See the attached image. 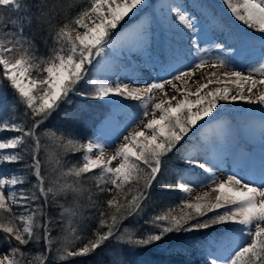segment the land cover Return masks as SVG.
<instances>
[{
    "label": "snow or ice",
    "instance_id": "obj_1",
    "mask_svg": "<svg viewBox=\"0 0 264 264\" xmlns=\"http://www.w3.org/2000/svg\"><path fill=\"white\" fill-rule=\"evenodd\" d=\"M147 2L85 0L87 6H81L74 17H65L64 22L58 23L59 11L46 5L44 0H39L35 14L25 0H0V6H11L17 13L11 19L0 16V87L6 80L14 95L10 105L12 114L0 119V133H16L12 137H0V167L23 162L24 169L34 177V182L29 183L26 173L10 174L8 178L0 176V243L9 247L7 254L0 255V264H49V257L54 264H69L70 258L88 257L110 243L119 246L112 251L111 264H127L123 246H159L172 234H202L221 227L227 231L202 242L205 264H264V166L258 174L234 173L216 183L215 167L219 161L207 155L216 149L206 145L205 158L200 159L195 151L186 150L182 159L189 173L196 174L199 170L205 174L200 182L202 186H209L205 181L215 185L211 188L217 193L214 198L206 192L196 195L195 200L187 199L193 188L183 175L174 182L158 180L169 154L183 146L182 142L188 144L190 133L197 137L208 126L207 118L217 112L221 102L241 101L264 106V91L254 93L259 86H264V0L239 3L223 0L238 21L261 34L262 54L257 66L248 75L231 69L224 71L221 77L208 78L195 91L187 87L185 77L194 76L196 69L205 66L228 68L229 65L219 57L215 62L203 58L201 53L211 49L200 47V41L190 37L188 42L196 46L200 61L191 72L177 70L172 80L149 81L143 88L130 87L122 80L113 79L110 69L106 68L109 51L115 48L113 32ZM162 7L174 13L172 19L179 22L186 34L197 33L196 20L183 10L182 4L166 3ZM34 19L47 27L52 41L51 55L39 58L41 64H46L42 70L35 63L34 39L25 36V27H30ZM230 38L238 44L245 43L242 36ZM215 47L224 46L215 43ZM90 67L95 68L94 78ZM33 71L46 75L33 80ZM216 75L211 73V77ZM256 75L262 78L258 80ZM173 81L185 87H178ZM214 83L235 85L238 90L225 86L205 91ZM166 85H171L174 94L168 100L155 102L157 91L168 96ZM73 96L85 103L107 100L113 106L120 104L117 97L137 101L139 115L146 123L138 117L134 121L138 130L119 137L118 146L100 136L81 142L71 130L60 135L42 130L52 114L62 105L70 104ZM4 99L0 95V103ZM21 107L23 111L17 115ZM80 111L83 109L68 112V119H78ZM42 136L57 143L60 151L55 157L42 144ZM108 147L113 149L111 156L105 154ZM77 153L81 154L79 160L65 162V157ZM88 181L94 182L95 193L93 187L87 186ZM26 184L29 186L24 187ZM157 184L162 189L178 190L185 198L175 207L169 205L166 210L148 213L153 207ZM84 194L89 207L98 213L88 218L96 220V227L88 235L83 234L87 229L81 223L79 204ZM101 196L108 198L100 199ZM53 206L63 209L58 212L59 219L49 214ZM128 221L135 223L126 224ZM41 242L43 252L23 250L29 244L39 246Z\"/></svg>",
    "mask_w": 264,
    "mask_h": 264
},
{
    "label": "bare ground",
    "instance_id": "obj_2",
    "mask_svg": "<svg viewBox=\"0 0 264 264\" xmlns=\"http://www.w3.org/2000/svg\"><path fill=\"white\" fill-rule=\"evenodd\" d=\"M166 3L173 5L177 3L185 4V1L157 0V10L151 13L150 18H142L138 21V27L133 35L132 40L125 45L115 46L113 50L109 51L106 68L110 69L113 79L122 80L124 83L129 84L130 87L143 88L149 82V78L144 76L149 75V77H151L150 75H153L148 71H154L155 69H158L157 65L159 63L164 65L167 61L172 59L176 61V64H174V66L171 68V72L164 74L161 80L171 79L173 75L178 74L177 70L189 72L192 71L193 63H191V66H189L190 63L188 65H183L182 56L180 55V53L187 52V50H190L191 48V46H188L185 43L189 41V36L182 33V30L178 28V23L172 22L174 21L172 19L174 13H170L167 8L162 7V5ZM221 4L222 0H214L211 2V7L213 9H217L219 15H229L231 11L225 10ZM192 5L193 8H196L194 2L188 1V6L192 7ZM139 7L140 10H145L144 6ZM134 12H136V10H134ZM198 12L199 18L205 17L206 14H204L201 10ZM151 21L156 23L155 26L154 24H151ZM235 21L236 20L234 19L231 20V22L234 23ZM114 41L116 42L115 38ZM133 64H135V66H133ZM140 67L146 69L143 71L140 70L143 74L138 72ZM234 68L239 71L243 70L240 66H235ZM44 75H46V73L41 72V79L44 78ZM94 75L96 76V71L94 72ZM217 77H219V75ZM193 78L195 79L194 81L191 80ZM197 79L198 74H196V72L194 76L185 77V80L191 82L187 84V87L191 91L196 88L198 81H202L201 77L199 80ZM207 80L208 78L203 79L204 83H207ZM173 82L176 83L178 87H185V85L178 81ZM225 86L231 87L234 90H238L233 87V85L214 83L209 85L208 89L205 91H211L215 88H222ZM261 87L262 86H259L258 90H254V93L258 94V91H261ZM165 91L168 92V96H165L161 91L154 93L155 100L156 98L158 99V102L160 100H168L169 97L174 94L171 91V85H166ZM116 99L120 101L119 106H113L107 100L102 101H104L107 106L112 108V111L115 113V117L117 118L118 124H122L123 120L126 119L127 116L125 110L127 108L138 107L140 114L141 110L139 108V102L125 100L119 97ZM190 99L196 98L190 97ZM239 102L240 101L221 102L217 112H215L212 117L207 118L210 121L208 126L201 129V133L204 137L201 142L202 144H197L198 148L196 153L198 158L203 159L206 155V145H212L215 147V153H207V155L214 156V158L219 161L218 165L215 167L216 176L218 177L216 183H219L221 179L226 178L227 175L234 173H239L245 176H247L249 173L258 174L261 167L264 166V138H262V136H264V111L261 110V108L264 106L249 105L246 102L245 105H241ZM193 110L195 111L197 109ZM148 118H151V109L149 110ZM139 119L146 123V120H144L142 115H140ZM135 120L133 119L131 125H128V127L135 125L136 127L132 128L133 130L128 129V127L126 129V126L124 125L122 128H117L114 126L105 127L102 130L100 137L114 141L118 146L120 142L119 137L128 135L131 131L138 130L137 125L134 123ZM235 122L238 123L233 124ZM200 123L203 124V121ZM197 127L200 128V124H198ZM112 153L113 149L111 147L106 148V156H111ZM204 175L205 174L199 172V170H197L196 174L189 173V176L193 177L190 181V186L193 188V192L190 196H188L189 199L195 200L196 195H203L206 192L209 193L210 198H214L217 195V193L211 191V188L215 185L211 184L210 181H205V183L209 184L208 187L201 185L200 182L204 180Z\"/></svg>",
    "mask_w": 264,
    "mask_h": 264
},
{
    "label": "trees",
    "instance_id": "obj_3",
    "mask_svg": "<svg viewBox=\"0 0 264 264\" xmlns=\"http://www.w3.org/2000/svg\"><path fill=\"white\" fill-rule=\"evenodd\" d=\"M25 3L31 7L32 14L37 12L36 6L39 3V0H25ZM44 3L49 7H55L59 11L60 14L56 18V22L58 23L64 22L65 17H74L80 10L81 6H87L85 0H44ZM0 16H3L5 19H11L16 17L17 13L11 8V6H0ZM25 36L34 39L35 47L37 49L34 55L37 57V62H40V57L47 58L51 55L50 49L52 41L49 36V30L46 26L38 24L34 19L30 27H25ZM0 95H4L6 97L3 103H0V119H5L10 117L12 114L10 111V105L14 99L13 91L6 80H4L2 87H0ZM71 100L72 102L70 104L62 105L58 111L52 114L43 126L42 130L56 131L57 135L71 130L81 142H86L88 136L92 132V128H94L102 115L95 119H89L92 115L96 114V109L98 107L89 101L85 103L83 99L77 96H73ZM80 109H83V111H80L79 118L70 121L67 113L70 111H78ZM22 111L23 108H19L17 110V115H19ZM42 144L47 146L48 152H50L53 157H55V155H57L60 151L54 139L42 136ZM182 145L183 146H178L173 153L169 154V158L166 160L165 167L163 168L162 177H158V180H160L161 183L165 181L174 182L176 178L181 176L183 166L182 156L185 154L188 144H184L182 142ZM43 154L44 150L42 149V157ZM80 156V153L75 155L70 154L65 157V162L77 161L80 159ZM47 167L48 166L46 165L44 169L45 175H47ZM10 168L13 174L26 173V179L29 180V183L34 182V177H31L28 170L24 169L23 162L19 164H12ZM65 170L67 169L65 168ZM93 185V181L87 182V186L93 187V192L95 193ZM28 186L29 185L26 184L24 187ZM94 198L96 197L94 196ZM99 198L106 199L108 197L101 196ZM181 202L178 190L162 189L160 184H157L153 193V207L148 209V213L166 210L167 206L171 205L175 207ZM79 204L81 208V216L83 217L81 223H83L87 229L83 234L88 235L91 230L96 227V220L88 218L94 215L98 216V213L95 209L89 207L87 194L80 197ZM15 211L19 212L21 210L15 209ZM61 211H63V209H58L53 206L49 209V214L59 219L58 212ZM133 223L135 222H126V224ZM226 231V228L221 227L202 234H172L171 238L166 242L168 244V248L162 246L164 244L163 243L159 246L153 245L147 248H131L123 246L121 250L127 264H201L204 256V246L202 242L206 241L208 238L218 237ZM55 234L56 233H54V235ZM0 239H2V237H0ZM111 245L108 244V246ZM0 247L9 250L7 244L0 243ZM23 250H30L33 253L43 252L44 244L43 242H41L39 246L29 244L27 248ZM100 257H103V253L100 254ZM134 257L136 258L134 259ZM101 264L105 263L101 262Z\"/></svg>",
    "mask_w": 264,
    "mask_h": 264
},
{
    "label": "rangeland",
    "instance_id": "obj_4",
    "mask_svg": "<svg viewBox=\"0 0 264 264\" xmlns=\"http://www.w3.org/2000/svg\"><path fill=\"white\" fill-rule=\"evenodd\" d=\"M156 1L157 0H155L153 3H149V0H148L147 4L142 5L145 7V10L136 11V15L134 17L130 14L129 17L125 18V21L128 22L129 20L132 21L134 19L140 20L142 18H145V19L150 18L151 13L157 10V8H156V10H153L156 6ZM184 1H185V4H182L183 10H185L187 14H190L193 17V19L196 20L197 18H199V14H198L199 10H201L204 14H207V15H205V17H201L200 21L196 20V22H197V33L196 34H191V33L186 34L185 30L182 28V26L179 24L178 21H172V22L178 23V28H180L182 30V33L188 35L192 40H199L200 41V45H199L200 47L211 49L210 52L201 53V56L203 58L208 59L211 62H215L217 60V58L219 57L220 59H223L226 62H228V65H229L228 68H221V67L212 68L209 66H205L203 68L196 69L195 72H196V74H198L197 80H199L200 77H201L202 81L205 78L214 79L215 77H211L212 72H215L217 74L216 77L218 75L220 77L224 71H227L229 69L239 71V70H236L234 68L235 66H240L243 69V70H240V72H243L245 75H248L249 70L252 67L257 66V64L259 62V58L262 54V52H260L261 51L260 50L261 49L260 48V35L261 34L259 33V31L256 29H249L248 26H246L242 22L238 21L232 15V13H229V15H226V16L219 15L217 9L214 8L215 9L214 10L211 7V2L214 0H195V1L194 0H184ZM188 1L194 2L196 8H193V5H192V7L188 6ZM234 2L239 3V2H242V0H234ZM209 3H210V5H209ZM200 5H203L204 9L202 7H200ZM221 6L225 10L229 11V9L223 3V0H222ZM197 8H199V9H197ZM213 14H214V16L216 15L215 21H213ZM206 17H208V18H206ZM233 19L236 20L235 23L231 22V20H233ZM151 24L152 25L154 24V26H155L156 23H154V21H151ZM116 31H118V29H116L113 33H115ZM206 33L208 35H206ZM231 35L242 36L245 40V43L243 45L238 44L234 39L230 38ZM185 43L188 46H191V50L189 52V55H187L185 53H181V56L184 60L183 63L185 62V64H183V65H188L190 63L189 66H191V63H193L192 65L194 66L195 63H199L201 56L196 55V52H195L196 46L195 45H190L189 42H185ZM215 43L222 44L224 47L222 49H218L215 47ZM237 49H239V51H237ZM254 49H255V52H254ZM35 63L40 64L41 70L46 67V64H41L40 62H37L36 60H35ZM193 66H192V68H193ZM94 69H95L94 67H90V74L92 75L93 78L95 77L94 76V72H95ZM41 72L33 71L32 75H31V79L40 80L41 79ZM148 72H150L154 75V71H148ZM261 78L262 77H260L259 75H256V79L259 80ZM172 79H173V76L169 80H172ZM148 80L149 81H156V80H150V78ZM191 80L194 81L195 79L193 78ZM202 81L201 82L198 81L196 88L200 84H202ZM189 83H191V82H188V84ZM203 83H204V81H203ZM233 87H235V85H233ZM195 89H193L192 91H195ZM261 91H264V86L261 87ZM89 102H95L94 104L98 107L97 108L98 110L96 109V114L92 115L89 119L98 118V116H100L102 114L100 111H103V112L106 111V113H108V115L111 114V112H112V108L110 106H107L106 103H104V101H102V100H91ZM155 102H158L157 98H156ZM239 104L245 105V102L240 101ZM135 108H136V112H131L130 108H127L125 110L126 115L130 114L132 116L131 121L133 119L134 120L137 119L138 117L140 118L138 107H135ZM137 110H138V112H137ZM98 111H99V113H98ZM106 113L104 114V116L106 115ZM131 121H130V123H131ZM236 123H238V122H235L233 124H236ZM127 127L128 126H126V129H127ZM135 127H136L135 125H132L131 127L129 126L128 129L133 130L132 128H135ZM193 131H195V129ZM95 133H96V128H92V133L88 136V139H91L92 138L91 136L94 135ZM14 135H16V133L7 132V131L4 133H0V137H3V138L12 137ZM189 137H191V139L190 140L188 139L189 143H188V147L186 148V150H192V151L197 152L196 151L198 148L197 144L198 143L202 144L201 142H202L203 137H204L203 134L200 132L197 135V137H192V134H190ZM8 151H10V150H8ZM182 163L184 165V170H181V173H182L181 175L184 176V179L186 182L190 183V181L193 177L189 176V171L187 170V166L185 165L183 159H182ZM10 167H11V165H6V166L0 167V176H4L5 178H8L10 176V174H13ZM179 194H180V199L183 201V199L185 198V194H183L180 191H179ZM186 198L189 199L188 196ZM215 238H217V237H215ZM110 245L111 246H108L105 249H100L99 251L97 250V252L95 254H92L88 257L76 258L75 260H72L70 258L69 264H101V262H103L105 264H111L112 251H113V249H116L119 246L114 244V243H110ZM162 246L168 248L167 243H164ZM8 252H9V250H6L3 247H0V255L7 254ZM101 253H103L102 258L100 257ZM203 255L204 256H203L202 264H205L206 256H205L204 252H203ZM135 258L136 257H134V259ZM49 264H54L51 257L49 259Z\"/></svg>",
    "mask_w": 264,
    "mask_h": 264
}]
</instances>
